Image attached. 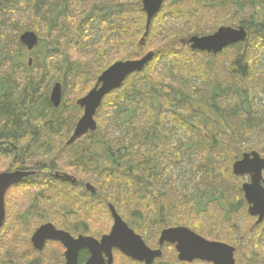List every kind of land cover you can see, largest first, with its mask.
Listing matches in <instances>:
<instances>
[{"label": "trees", "instance_id": "1", "mask_svg": "<svg viewBox=\"0 0 264 264\" xmlns=\"http://www.w3.org/2000/svg\"><path fill=\"white\" fill-rule=\"evenodd\" d=\"M142 1L32 0L27 6V0H0V160H9V169L14 172L37 173L27 180L28 191L40 187L48 191L38 194L47 199H34L17 215L20 225L41 217V202L55 204L58 200L87 210L93 202L106 206L114 200L125 205L123 211L139 227L144 223L139 219L151 224L161 219L164 224L165 216L176 219L174 213H186L180 217H189L190 213L205 217L216 227L233 229L239 228L245 217L247 204L242 190L237 186L236 190L228 188L226 179L234 180L231 168L228 176L223 174L225 167L218 160L222 153L226 154L225 162L230 158L232 164L239 160L246 150L232 155L243 141L264 145V112H257L255 107L258 94L264 91V74L256 71L264 55V0H167L152 21L143 45L147 18ZM15 8L26 12L8 17ZM221 13L236 15L238 26L248 33L245 42L226 50L232 52L229 67L223 70L224 76L231 78L228 82L220 79L214 65H201L204 54L185 44L193 33H214ZM211 17L214 24L210 25ZM170 19L177 23L175 29L168 28ZM184 21L193 27H183ZM94 23L100 26L98 37L91 36ZM25 32H34L39 38L28 60V52L20 43ZM150 52L155 59L146 69L132 75L121 89L104 99L96 115L97 130L85 137V142L68 146L69 135L80 118L77 101L113 64L139 60ZM163 58L181 80L173 81L157 72ZM194 70L200 80L198 86L189 80ZM209 70L215 73L214 78ZM57 83L62 86V104L55 109L50 94ZM167 113L174 125L194 135L189 137L188 145L194 159L192 174L196 178L203 173L201 182L190 179L183 189L172 180L171 172L166 174L168 183L167 179L161 180L164 168L179 158L183 149L181 141L166 127ZM204 129L212 132L210 140ZM158 144L161 151L157 152ZM257 147L248 148L254 151ZM255 151L264 153V148ZM63 164L90 175L96 194L82 191L80 184H61L55 179L51 174ZM80 193L85 196L81 198ZM132 201L146 204H140L141 211L136 213L131 210ZM113 203L108 206H115ZM170 203L174 205L167 207ZM61 208L48 223L65 230L67 225L59 217H67L68 209L64 205ZM213 208L223 210L224 218L218 220ZM14 231L6 225L0 231V264H33L29 258L34 252L27 251L30 248ZM145 232L150 234L149 230ZM82 235L93 236L90 231ZM37 254H33L39 260L36 264H58L57 255ZM252 254L254 262L249 264H264V252Z\"/></svg>", "mask_w": 264, "mask_h": 264}, {"label": "water", "instance_id": "2", "mask_svg": "<svg viewBox=\"0 0 264 264\" xmlns=\"http://www.w3.org/2000/svg\"><path fill=\"white\" fill-rule=\"evenodd\" d=\"M166 0H143V11L147 23L141 44L145 43L150 26L154 18L160 13ZM248 39L244 27H221L208 36H193L187 40L192 51L218 55L229 47L243 43ZM20 43L32 52L39 44V38L34 32H25L20 36ZM155 58L154 53H148L140 60L117 62L103 72L97 80L93 90L77 102L84 110L83 116L76 124L75 130L67 142L68 146L76 144L79 140L97 130L95 117L104 99L114 91L121 89L127 79L142 73L147 65ZM30 65L32 60L29 61ZM50 101L55 109L62 104V86L57 83L50 95ZM264 158L257 152L244 154L241 160L233 165V174L236 177L249 176L250 182L242 187L245 201L248 205V214L257 218L256 226L264 223ZM34 175L30 171L4 172L0 174V230L6 222L5 197L7 192L15 185L22 183L25 178ZM57 180L76 184L77 180L67 174L57 173ZM88 189L91 190L90 186ZM109 209L114 219V226L110 234L98 241L91 237H73L70 233L58 230L53 224L40 227L32 236V243L36 251L42 252L48 241L62 244L66 252L65 264H78L79 252L88 250L90 259L87 264H106L103 254L108 258L107 264H113L112 251L120 250L125 256L134 260L152 264L161 252L150 250L140 236L136 235L121 219L112 205ZM176 244V249L182 261L193 262L196 259L206 260L214 264H235V250L225 244L210 243L200 238L186 228L168 229L162 233L160 244Z\"/></svg>", "mask_w": 264, "mask_h": 264}, {"label": "rangeland", "instance_id": "3", "mask_svg": "<svg viewBox=\"0 0 264 264\" xmlns=\"http://www.w3.org/2000/svg\"><path fill=\"white\" fill-rule=\"evenodd\" d=\"M31 1L32 0H27L26 5L28 6L29 4H31L30 3ZM16 12H18V13L22 12L23 13V12H26V9L24 10L21 8H15L14 10H12V12H10V15H8V17H12V18L16 17L18 15V14H14ZM217 18H218V20H216V22L219 25L218 29L221 27L237 28V26L239 25V23L235 21L236 18L238 19V17H236V15H233V13H226V14L221 13V14H218ZM210 20L211 21H209L208 24H210V25L214 24L213 23L214 18L211 17ZM168 25H169L168 28L175 29L177 23L174 20L170 19ZM99 27L100 26L95 24V23L91 25L90 28H91V36L92 37H95V36L98 37L99 36ZM183 27H187L189 30L193 26L190 23H188L187 21H184ZM192 33L193 32H191V34ZM212 34L213 33H211L209 35H212ZM193 36H198V35H195V33H193L192 37ZM226 50L219 55H215V57L209 56V55H212L209 53H201V52H198V53L204 54L202 61H201V65H204L207 68H210L211 64L214 65L219 70L218 75H219L220 79L228 82V81H230L231 78L224 76L225 74H224L223 70L226 67H229V64H230L229 60L232 59V52H227ZM26 51H27V49H26ZM33 52H28V56H26V60L33 57L32 56ZM41 52H42V50H41ZM30 53H32V54H30ZM259 62H260V65L257 67L258 70H256V71L258 74H262V73L264 74V55L261 57ZM196 70H194V72H190V75L194 76ZM157 72L159 74L163 75L164 78H172L173 81L174 80L178 81V80L182 79V77H176L174 75V73L169 70L167 60L164 58L161 59L159 65H158V68H157ZM208 74H210V76L212 78H214L216 76L215 73L212 72V70H209ZM174 77H176V78L173 79ZM189 80H191V83L195 84V86L196 85L198 86L200 84V80L197 79L195 76L193 78H190ZM195 88H198V87H195ZM256 99H257L255 102L256 111L260 112L262 114L264 112V91L260 92ZM79 109H81V108H79ZM180 110H183V109H180ZM83 113H84V111L81 109L80 118L83 116ZM192 113L194 114V111H192ZM166 119H167V123H168L166 127L169 129L170 134L173 137H175V139H177L178 141H181V143L183 144V149H181L182 152L179 153L180 157L176 158L172 163L167 164L168 166H166L164 168V170H163L164 172L162 173L161 180L164 182V179H167L166 182L168 183L169 177L166 174H167V172L168 173L171 172L172 173V180L175 181L176 184L179 185V187H181V189H183L182 188L183 185L189 184L190 179L194 180L195 182H201L203 173H199V175H197L196 178L193 177V174H192V164L194 163V159H192L193 153L191 151H188V148H189L188 145H189V141H190L189 137H193L194 135L192 133L186 132L182 127H178L177 125H174L172 123L170 115L168 113L166 114ZM193 120L196 121V118L193 117ZM77 121H76V124H77ZM76 124H75V126H76ZM204 128H206V127H204ZM203 131L206 135H208L207 136L208 140H210V138L213 137L211 131H209L207 129H204ZM70 135L72 136V134H70ZM70 135H69V138L71 137ZM191 139H194V138H191ZM84 140L85 139L83 138L82 140H80L77 143H80L81 141L85 142ZM171 143H173V142H171ZM253 144H256L258 146L257 148L254 149V151L258 148H262V149L264 148V145H262V144L243 141L241 143V146H239L240 149L236 150V153L234 151L233 152L234 155H232V157H235L236 155L239 154V152L245 151V150H246V152H244V153L254 152V151L249 150L250 148H248L249 146H256ZM155 150H157V152L161 151V147L159 146V144L156 145ZM257 152H259V151H257ZM260 154L262 156H264V153H260ZM226 159H227L226 154L222 153L218 162H219V164L224 165L225 171L223 172V174L228 176L229 175L228 169L231 168V173H232V166L234 163L232 164L233 159L230 158V159H228V162H225ZM9 167H10V161L9 160H6V159L0 160V174L7 172V171H11L9 169ZM15 171H17V170H15ZM57 173H63V174H67V175H70L72 177H75L78 180V183L80 184V186L82 187V191L86 190V185H88V184H91V185L96 187V185L94 184L90 175L82 173L79 168H76L74 166H70V164L61 165V168L57 171H54L51 175H55ZM232 175H233V173H232ZM233 177H234V180L232 178H229V177L226 179V181L228 183V188L232 189V190H236L237 187L241 188L243 183L249 182V180H250L249 176H242L238 179L234 175H233ZM238 180H241V181L238 182ZM62 182L63 181H61L60 183L62 184ZM63 183H65V182H63ZM227 183H226V186H227ZM238 183H239V185H237ZM74 186H76V185H74ZM38 187H40V186H38ZM163 187L164 186H162L160 188L161 191L164 190ZM46 189H47L46 187H44V188L40 187V189H38L36 191H34L33 189H30V191H28L25 187H19V188L13 189L12 192L9 193V195H8L9 207H7L6 210H7L8 216H9V220L6 223V227L11 226V229H15L14 232L16 234L18 231V234L22 238L24 245L27 246L28 248H30L27 251L32 250V252L35 253V256H37L38 254H37V252H35V250L32 247V244H31L32 234L40 225H42L45 222H48L49 219L53 220V218H54L53 216L56 215V212L62 211L61 207L63 205L66 206V208L68 209V210H66L67 217H64V218L59 217V219L66 223L67 229H65V231L69 232L74 237H77L78 234L82 235V233L90 231V232H92L93 236L92 235H89V236H92L95 238H101L104 234H107L112 229L113 220H112V216H111V213L109 211V208H108V203L111 204V202L113 203L114 200H109V202L106 203V206L103 205L100 201L99 202H93L92 207H89L88 210L85 206L80 208L76 203H73V202L67 203V202H64L62 200L59 201L58 199H56L58 201H57V203L55 202V204H48L47 203L45 205L44 203L41 202V205L39 206V210H38V211H40V209H41L42 214L39 215L41 217H38V219H36L34 222L30 221L29 225H25V226H24V224L20 225L19 221L16 219L17 215L22 213L24 211V209H26V208L28 209V207L31 205V203L34 201V199L37 201L40 200L41 198L47 199L44 196L38 197V194L39 195L42 193L46 194L48 192V191H46ZM95 192H96V190H95ZM80 195H81V198H83V196H85L81 193H80ZM242 198H244L243 193H242ZM84 199H86V198H84ZM134 200H136L135 197H134ZM58 203H61L62 205L58 206ZM113 204L115 205L114 207L116 208L118 213L123 216V219L128 224L133 226L135 231L138 234L145 237V239L147 240L146 242H148V244L151 248H155L158 246V241L160 239L159 237H160V234L163 230L170 228V227H177V226H185V227L190 228L191 223H193L194 225L195 224L199 225L200 224L199 222L202 221L204 223L199 225V228L203 229V234L202 233L201 234L205 238L213 236V239H218V240L223 241V242L230 244V245L233 244L236 247L238 246V252H239L238 262H239V264H249L250 262H254V259H252V256H253L252 253L257 254L258 252H260V253L264 252V224L259 226V227H256L255 226L256 219H253L252 217L249 216L247 208H246L245 217L244 218L242 217L241 222L239 223V228L233 227V229H232L228 226H223L222 228H220V227H216L217 225H211L210 221L208 219H206L205 217H202V219H200L199 217H197L195 215H190V213H189V217H186V216L180 217V216L186 215V213L185 214L181 213L182 215H177L176 213H174L173 217L176 219H172V217L167 218L165 216V218H163V221L165 222L164 224L160 222L161 219L154 222L153 224L148 223L145 219H142V220L139 219L140 222H144L142 224V227L145 230L150 231V234H147L142 227L136 226L134 223H132V221L130 219V215H128L122 209V207L125 206L124 204H122V203L116 204V202H114ZM140 204L145 206L146 202H144V201L143 202L132 201L133 206H131L132 209L131 208L130 209L135 210V212L137 213V211H141L140 210ZM171 205H174V204L173 203L166 204L167 207L171 206ZM211 210L214 211L218 220L224 218V216L226 215V213H224L223 210L219 211L218 209H214V208ZM183 212H186V211L184 210ZM132 217H133V215H132ZM165 219H167L168 222H166L167 220H165ZM54 225H56V224H54ZM56 227L58 229H61L58 224ZM14 232L10 233L9 235L14 234ZM25 241H26V243H25ZM256 251H258V252H256ZM64 252H65V249L60 244L50 243V244H48V247L45 249V251H43L42 253H39V254L48 255V257H50L53 254L57 255L58 264H64L65 263ZM34 253H31L32 258H29V260L31 259L33 261V264H36V263H38L39 260L36 259L35 256H33ZM25 254L29 255L28 252H25ZM167 254H168V258H170L172 260L177 258V253L175 252L174 249H168ZM175 255H176V257H175ZM44 258H47V257H44ZM23 261L27 262L28 259H24ZM130 262H128L122 255H117L115 258V264H134L133 262H131V263Z\"/></svg>", "mask_w": 264, "mask_h": 264}, {"label": "flooded vegetation", "instance_id": "4", "mask_svg": "<svg viewBox=\"0 0 264 264\" xmlns=\"http://www.w3.org/2000/svg\"><path fill=\"white\" fill-rule=\"evenodd\" d=\"M264 157V156H263ZM17 170V169H16ZM17 171H29V170H17ZM7 172H14V170L12 171H7ZM30 172H34V171H30ZM36 172H34V175H32V176H30V177H28V178H25L23 181H22V183H20V184H18V185H15V186H13L12 188H10V190L7 192V194H6V198H5V203H6V209H7V207H9V197H8V195H9V193H11L12 192V190L13 189H15V188H19V187H25V186H27V180H30L33 176H36V174H35ZM55 177V176H54ZM75 178V177H74ZM56 179V178H55ZM76 179V178H75ZM77 180V179H76ZM65 183H69V182H65ZM246 183H248V182H246ZM69 184H71V185H73L74 186V184H72V183H69ZM79 183H78V180H77V183L75 184V185H78ZM245 183H243L242 184V187H243V185H244ZM88 186H90V188H91V190L90 189H88ZM242 187H241V190H242ZM86 189L88 190V191H90L91 193H95V187L94 186H92L91 184H88V185H86ZM242 193H243V191H242ZM243 196H244V194H243ZM119 214V213H118ZM120 215V214H119ZM120 217L122 218V216L120 215ZM9 220V216H8V214H7V216H6V223H7V221ZM36 219H32L31 220V222H34ZM112 220H113V226H114V219L112 218ZM122 220L127 224V226L131 229V230H133L134 232H135V234L136 235H138V236H140L141 237V239L143 240V242L145 243V245L150 249V250H152L153 252H156V251H160L161 252V257L160 258H156L155 260H154V262L152 263V264H214L213 262H208V261H206V260H199V259H196V260H194L193 262H188V261H182L181 259H180V254H179V252L177 251V249H176V244H172V243H165V244H163L162 246H161V244H160V239H161V236H162V233L165 231V230H168V229H176V228H186V229H188V230H190L191 232H193L194 234H196L197 236H199L200 238H202V239H204V240H206L207 242H210V243H220V244H225V245H227V246H229V247H231V248H233L234 250H235V253H234V258H235V264H239V262H238V257H239V252H238V246L236 247L235 245H230V244H227V243H225V242H223V241H220V240H218V239H213V236H210V237H208V238H205L202 234H203V231H200L199 229H197V227L193 224V223H191V225H190V228H188V227H185V226H177V227H170V228H167V229H165V230H163L162 232H161V234H160V239H159V241H158V246L157 247H155V248H151L150 246H149V244H148V242H146L147 240L145 239V237L144 236H142V235H140V234H138L136 231H135V229H134V227H132L130 224H128L123 218H122ZM5 223V224H6ZM46 224H48V222H45V223H43L42 225H40L35 231H34V233L40 228V227H42V226H44V225H46ZM112 230V229H111ZM111 230H110V232H111ZM110 232H108L107 234H104L103 236H105V235H108ZM34 233L32 234V236L34 235ZM202 233V234H201ZM32 236H31V239H32ZM79 236H83V237H91V238H94V239H96V240H98V241H101V239H102V237L101 238H95V237H92V236H88V235H78L77 237H75V238H78ZM31 244H32V247H33V249L35 250V248H34V246H33V243H32V240H31ZM48 242L46 243V246H45V249L48 247ZM61 245V244H60ZM64 249H65V247L63 246V245H61ZM174 249L175 250V252L177 253V258L176 259H174V260H172V259H170V258H168V254H167V252H168V249ZM45 249L43 250V251H45ZM36 251V250H35ZM42 251V252H43ZM38 253H42V252H40V251H37ZM65 252H66V249H65ZM65 252H64V254H65ZM90 252L88 251V250H82V251H80L79 252V256H78V264H87V262H88V260L90 259ZM117 255H122L128 262H133L134 264H146L145 262H141V261H138V260H134V259H132V258H130V257H127V256H125L120 250H118V249H114L113 251H112V256H113V264H115V258H116V256ZM103 257H104V259H105V263L107 264V261H108V258L106 257V255L105 254H103ZM175 257H176V255H175ZM64 259H65V257H64ZM130 262V263H131ZM174 262V263H173ZM65 263H66V260H65ZM64 263V264H65Z\"/></svg>", "mask_w": 264, "mask_h": 264}, {"label": "bare ground", "instance_id": "5", "mask_svg": "<svg viewBox=\"0 0 264 264\" xmlns=\"http://www.w3.org/2000/svg\"><path fill=\"white\" fill-rule=\"evenodd\" d=\"M221 138H222V137H221ZM15 172H16V171H15ZM51 185H52V184H51ZM216 213H217V212H216ZM221 221H222V220H221ZM215 223H216V222H215ZM214 225H215V224H214ZM215 228H216V227H215ZM215 228H214V229H215ZM217 229H218V228H217ZM230 230H231V229H230Z\"/></svg>", "mask_w": 264, "mask_h": 264}]
</instances>
